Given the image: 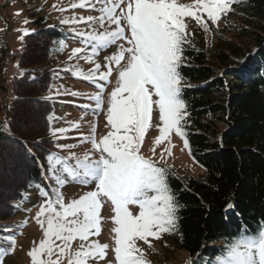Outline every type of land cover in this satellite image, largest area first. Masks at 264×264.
Returning <instances> with one entry per match:
<instances>
[{"label": "rangeland", "instance_id": "1", "mask_svg": "<svg viewBox=\"0 0 264 264\" xmlns=\"http://www.w3.org/2000/svg\"><path fill=\"white\" fill-rule=\"evenodd\" d=\"M230 9V0H0L7 100L13 78L50 72L42 99L55 154L47 194L11 220L20 233L4 264H187L162 172L202 173L183 139L177 46H222L238 26ZM40 18L63 39L46 63L20 68L13 54ZM216 264H264V235Z\"/></svg>", "mask_w": 264, "mask_h": 264}, {"label": "trees", "instance_id": "2", "mask_svg": "<svg viewBox=\"0 0 264 264\" xmlns=\"http://www.w3.org/2000/svg\"><path fill=\"white\" fill-rule=\"evenodd\" d=\"M238 26L220 47L179 42L176 76L182 84L183 139L202 169L196 177L162 168L172 239L187 264H216L247 236L264 235V0H230ZM18 67L46 63L63 34L40 18ZM9 50L0 44V264L20 230L11 220L51 187L48 118L42 99L49 71H27L5 85ZM9 103V104H8ZM31 127V128H30Z\"/></svg>", "mask_w": 264, "mask_h": 264}]
</instances>
